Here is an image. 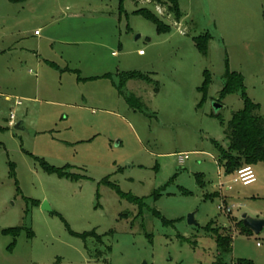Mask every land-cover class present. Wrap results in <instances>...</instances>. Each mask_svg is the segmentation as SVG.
<instances>
[{
    "label": "rangeland",
    "instance_id": "rangeland-1",
    "mask_svg": "<svg viewBox=\"0 0 264 264\" xmlns=\"http://www.w3.org/2000/svg\"><path fill=\"white\" fill-rule=\"evenodd\" d=\"M177 1L179 23L154 0H122L121 9L120 0H0V37L26 19L13 32L15 47L26 45V66L15 65V53L0 57V264H264V228L249 235L241 221L264 220V163L244 187L236 173L225 175L212 145L227 147L225 127L243 109L238 95L213 107L226 65L243 76L264 119V0ZM139 9L170 32L158 35ZM206 34L204 57L193 39ZM10 41L1 37L0 47ZM205 71L211 83L201 104ZM128 72L157 83L125 87L147 115L131 110L106 78ZM34 158L79 178L49 175ZM105 182L146 198L150 211L137 217ZM190 214L197 227L187 225ZM208 225L231 236L227 254H218ZM14 228L17 236L3 232ZM90 232L102 242L74 235Z\"/></svg>",
    "mask_w": 264,
    "mask_h": 264
},
{
    "label": "trees",
    "instance_id": "trees-1",
    "mask_svg": "<svg viewBox=\"0 0 264 264\" xmlns=\"http://www.w3.org/2000/svg\"><path fill=\"white\" fill-rule=\"evenodd\" d=\"M12 4H21L28 0H7ZM158 6H164L166 9V15L171 16L176 23H179L182 19V13L179 9L177 0H167V3H161L160 0H154ZM122 0L119 2V9H121ZM136 15L141 16L145 20L151 22L156 30L158 35L168 34L170 32V26L164 24L160 18L154 15L152 12L146 9H139L135 12ZM211 37L206 34L193 39L195 47L198 53L204 57L208 54V43ZM204 81L198 92L202 95L201 104L205 101L208 87L211 83L210 75L208 72L203 73ZM106 78L112 80L114 88L117 90L118 94L125 101L128 107L134 112H138L143 115H147L146 109L140 103L139 99L135 98L133 95H129L125 92L126 84L130 81H141L147 84H155L151 77L147 74H142L140 72H128V73H117L116 75H106ZM117 81H114V79ZM157 88L154 89L157 92ZM238 95L243 102V109L239 112H236L232 115L231 120L225 127L223 122L221 125L225 127V136L227 139V147L223 148L218 143L212 142L213 147L217 151L218 160L217 163L220 167L223 168L225 175H230L236 173L243 167H253L257 164L264 163V119L257 115L260 107L259 105L254 104L246 93V88L244 85V78L241 74L230 72L226 65V71L223 76V88L219 93V98L217 103L227 96ZM200 106V104H199ZM198 106V107H199ZM216 118H219L218 115H213ZM43 169V171L49 175H56L59 178H67L76 180L79 177L73 176L68 173L70 167H64L62 169H56L49 166L43 160L34 158ZM13 167L11 166V173L13 174ZM106 185L115 188L108 182H105ZM120 198L127 201L128 203L136 206L137 208V217L142 218L145 211H150V207L147 204L146 198H138L130 194L121 193L116 189ZM159 196V193L153 195L154 199ZM36 205V203H33ZM152 215L155 218L161 219L158 212L152 210ZM164 225H171L172 223L161 220ZM242 229L247 232L249 235L252 233L247 230L242 225ZM206 234L213 238V241L216 245V249L219 255H224L229 252L231 249L232 238L229 234H226L225 230L212 228L211 225H208L204 228ZM21 231V228H14L3 231L4 233L12 234L17 236ZM223 232V233H222ZM79 239L86 241L87 239H95L97 242L101 243V237L97 236L94 232L84 233V234H74ZM221 258H217L215 264H221ZM235 264H253L249 260H239Z\"/></svg>",
    "mask_w": 264,
    "mask_h": 264
},
{
    "label": "crops",
    "instance_id": "crops-1",
    "mask_svg": "<svg viewBox=\"0 0 264 264\" xmlns=\"http://www.w3.org/2000/svg\"><path fill=\"white\" fill-rule=\"evenodd\" d=\"M26 2L21 3V4H12L10 2L9 3L12 5H24V6H26ZM1 19H2L1 20L2 27H3V24H4L3 22H5L7 20V18H1ZM17 23H19V22L17 21L16 24ZM23 23L24 24L22 26L15 25V27L10 28L9 31L7 29L5 30V28H2L5 31L2 32L1 37L6 38V37L10 36V39H11L10 42H13V43H11L6 48H2V46L0 47V57H4L5 55L10 56L13 53H15L16 54V56L14 58L16 61L15 65L18 66L19 68H22V69L26 66V45L24 44L26 42V28L24 29V32H22V34L18 33V34H20V37L22 36V38L18 37L20 42L19 41H17V42H19V44L21 42H22V44H24V46L20 47V48L15 47L16 41L14 42V40H13V38H14L13 32H15V31L20 32V28L26 27V19ZM34 36L40 37L39 34L35 35V33H34ZM1 37H0V39H1ZM139 54L141 55V52H139ZM36 57H38L37 53H36ZM37 59H39V58H37ZM46 63L48 64L47 61H46Z\"/></svg>",
    "mask_w": 264,
    "mask_h": 264
},
{
    "label": "built area",
    "instance_id": "built-area-1",
    "mask_svg": "<svg viewBox=\"0 0 264 264\" xmlns=\"http://www.w3.org/2000/svg\"><path fill=\"white\" fill-rule=\"evenodd\" d=\"M35 35H38V32H35ZM15 107H18L21 105L20 100L16 99L14 102ZM14 111L11 112L10 120H9V126L12 128L14 126ZM188 159V156L185 154L183 156L179 157V164H182L184 161ZM236 179L234 180V183H240L242 186L246 187L255 182L254 174L251 167H243L240 170L236 172ZM218 209L229 214L230 209L224 207L223 204L218 206Z\"/></svg>",
    "mask_w": 264,
    "mask_h": 264
},
{
    "label": "water",
    "instance_id": "water-1",
    "mask_svg": "<svg viewBox=\"0 0 264 264\" xmlns=\"http://www.w3.org/2000/svg\"><path fill=\"white\" fill-rule=\"evenodd\" d=\"M213 107L215 110H219V109H221L222 106L216 102L213 105ZM14 129L19 130L20 129L19 125H16ZM42 209L48 210V206L46 204H44ZM194 217H195V214H190L187 216L186 221H187L188 226H191V227H197L198 226L195 222ZM241 221H242L243 227H245L247 230H249L254 235L260 234L264 228V220H262V219L252 218V217H249V216L244 214L241 218Z\"/></svg>",
    "mask_w": 264,
    "mask_h": 264
}]
</instances>
